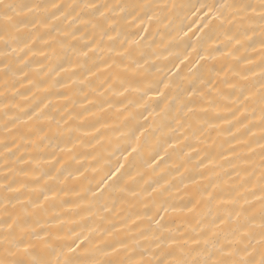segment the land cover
Segmentation results:
<instances>
[{
  "label": "bare ground",
  "instance_id": "bare-ground-1",
  "mask_svg": "<svg viewBox=\"0 0 264 264\" xmlns=\"http://www.w3.org/2000/svg\"><path fill=\"white\" fill-rule=\"evenodd\" d=\"M63 2L79 3L80 0ZM145 2L161 5L175 3L183 7H169L167 11L157 10V19L144 25L148 27V34L140 43L139 51L143 56H136L143 66L137 69L135 74L124 73L122 67H105L106 60L109 63L115 61L117 65L127 63L116 55V51L121 47L118 42L105 40L102 50L88 52L87 56L78 55L81 50L87 51L85 44L93 38L92 30L84 28L83 25L79 26L83 32H78L77 35H83L84 38L71 41L77 49L76 53L68 47H56L52 50L47 45L37 43L33 45L36 55H25L27 49L11 53L7 57L0 55V140H5L13 146V152L9 153L5 152L3 144H0V184L4 183V178L7 177L14 187L20 188L19 192L7 194L13 202L16 197L21 200L31 197L34 200L36 194L29 189L37 184L60 193L54 201L49 202L45 211L33 209L29 205L28 211L31 215L25 217L38 231L48 233L47 244L54 250L48 258L52 260H55L61 251H67V245L76 239L73 233L87 236L91 244L113 239H127L131 242L127 230L115 237H101L96 232L89 231L101 225L94 213L104 201L92 197L86 190L95 188L109 171L116 169L120 164L125 165L121 169L120 179L109 189L112 199L116 200V213L119 214H104L117 227L127 223L129 217L138 213L151 214L160 204L179 208L199 199L201 203L197 214L170 211L168 219L173 226L180 225L188 230H198L200 225L197 220L202 219V226L207 229L213 216L217 214V205L215 201L207 200L206 193L212 190L213 183L218 182V194L227 197L240 190L247 196L249 203L246 207L255 216L251 246L258 252L261 247L257 243L261 204L251 192L255 191L257 196L260 194V108L258 104L248 106L249 110L239 117L247 128H241L239 132L236 131L239 125L235 120L228 124L224 123L222 118L232 120V113L228 109L238 106L230 103L234 94H239L238 90L228 87V83H235L238 88L253 91L259 89L260 77L252 74L253 71H259V66L264 60V50L260 46L259 20L257 19L248 31L252 40H245L240 35L244 29L237 32L233 25L228 24L220 28L216 21L209 23L203 9L194 7L204 3L213 4L216 0ZM137 31L139 28L126 29L130 37ZM226 33L240 35L241 43L229 40ZM41 50L48 53L47 58L40 54ZM3 51V45L0 44V52ZM200 54L210 58L198 60ZM185 56L187 59L181 63ZM21 58L27 60V63H23ZM198 65H203L201 71H189L190 67L196 68ZM61 68L67 71H61ZM89 69L93 74H89ZM207 69L212 72L207 73ZM25 72L27 76L24 75ZM54 73H58L55 80L60 81V84L49 92L43 91V83L51 85ZM215 73L220 75L216 76ZM209 75H212L219 93L213 91L209 95L207 88L199 83L201 77L208 79ZM244 76L248 79H244ZM118 77L125 83L139 86L141 91L130 89L121 95L122 88ZM169 79L179 86L169 90L172 95L182 99L187 88L197 87L204 90L206 98L213 101L215 108H210L205 100H200L197 96L198 110L195 117L184 118L179 104L161 112L163 105L155 97L154 90L156 87L162 88L160 81L168 82ZM29 80L35 83H29ZM62 84H67L68 87H62ZM149 86L153 91H148ZM145 91L152 99L144 96ZM64 96L70 99H65ZM46 98H51L59 109L58 112L53 111V115L60 124L58 129L57 125H51V144L36 148L29 143V128L40 126V122L29 121L26 125L20 121L26 119L25 110L31 112ZM90 100L94 103H89ZM199 106L209 108L208 112H200ZM253 107L255 112L252 111ZM101 108L104 110L101 111ZM68 113H71V117H68ZM13 117L19 118L16 127L11 124ZM62 117L67 118V123ZM178 118L186 120L184 127L177 123ZM204 120L215 124L216 127H208L201 122ZM5 123L12 127L11 132L4 131ZM188 124L192 125L191 130L188 129ZM96 128H99V132L95 131ZM140 130L144 133L142 136L139 134ZM230 132L235 135H230ZM14 145H19V149ZM57 145H67L73 150L71 153L60 152L56 149ZM131 147H136L137 152L129 156ZM54 149L66 162L65 168L60 170L55 181L48 179L52 165L47 162ZM234 152L239 155H233ZM157 153L164 156V159L159 160ZM153 157H156L159 163H156ZM223 157H228L238 167L233 168ZM209 160L212 163H209ZM237 171L239 176L235 174ZM25 172L28 175H24ZM69 172L72 173L71 176L68 175ZM39 173L43 175L37 181L35 175ZM194 179L199 182L191 183ZM21 185L28 187L22 188ZM121 188L124 190L120 191ZM153 188L157 191L152 192ZM77 192H81L83 198L76 195ZM5 195L0 190V200H3ZM77 204L79 207H76ZM145 205L148 207L145 208ZM8 211L24 216L19 204L15 209L9 208ZM0 219H7L2 208ZM60 220L63 223H60ZM138 223L148 227L146 220ZM111 226L112 224L107 222L102 224L105 230ZM221 241L223 242V236ZM37 243L44 247L43 242ZM254 255L259 259L256 253Z\"/></svg>",
  "mask_w": 264,
  "mask_h": 264
},
{
  "label": "snow or ice",
  "instance_id": "snow-or-ice-1",
  "mask_svg": "<svg viewBox=\"0 0 264 264\" xmlns=\"http://www.w3.org/2000/svg\"><path fill=\"white\" fill-rule=\"evenodd\" d=\"M169 7L175 9L183 7V5H176L175 3L171 5L150 4L146 3L145 0H80L79 3L63 2V0H0V44L4 48L0 55L7 57L11 53L24 51L25 49H27L25 55L28 53L36 55L33 45L37 43L47 45L52 50L56 47L61 49L68 47L76 53L77 49L71 44V41L84 38L83 35H77L78 32H83V29L79 27L83 25L84 28L92 30L93 38L87 40L85 44L87 51L81 50L78 55L87 56L88 52L102 50L105 40L118 42L121 47L119 51H116V55L127 63L117 65L115 61L109 63L106 60L105 67H122L124 73L131 72L135 74L136 70L143 66L136 59V56H143V53L139 51L140 43L148 34V27H144V25L157 19V10L167 11ZM194 7L203 9L209 23L216 21L220 28L228 24L233 25L237 32L244 29L240 35L245 40H252V36L248 35V31L252 29L253 23L258 19L261 30L260 46L264 50V0H216L213 4L204 3ZM136 28H139V31L133 33L130 37L126 29ZM240 35H227V38L240 44ZM21 44L22 47H20ZM40 54L47 58V52L41 50ZM228 55H231V53H228ZM209 58L204 54L198 56V60ZM21 59L23 63H27V60ZM186 59L187 56L182 58L180 62L184 63ZM5 66H7L6 63ZM202 69L203 65H198L196 68L190 67L189 71L198 72ZM61 71H67V69L61 68ZM88 71L89 74H93L91 69ZM206 72L210 74L212 70L207 69ZM252 74L260 77V86L256 91L242 87L238 88L237 84L225 81V83H228V87L238 90L239 94H234V98L230 101L232 105H238L228 109L232 113V120L222 119L224 123L228 124H232L235 120L239 125L236 131L239 132L241 128H247V125L241 122L239 117L244 116L249 110V105H259L262 133L259 143L261 148L260 194L257 196L255 191L251 192V195L259 200L261 204L260 231L259 240H257L261 247L258 252L251 246V240L254 238L252 229L255 226V216L246 207L249 203L247 196L240 190H236L235 195L227 197L218 194L216 192V189L220 188L218 182L213 183L211 185L212 190L206 193L207 200L209 202L215 201L217 205V214L213 216L207 229L202 226L204 223L202 219L197 220V224L200 225L198 230L196 228L188 230L180 225L173 226V223L168 219L170 211L173 213L186 211L187 213L197 214L201 203L199 199L192 201L190 205L179 208L174 205L160 204L155 207L151 214L148 212L138 213L134 217H129L127 223L117 227L104 214L116 213V200L112 199L109 189L120 179L121 169L125 167L124 164H120L116 169L109 171L107 176L102 178L95 188L86 190L91 193L92 197L104 201L97 212L94 213L101 225H97L89 231H94L101 237L105 235L115 237L127 230L131 236V242L127 239H113L91 244L87 236L73 233L76 239L73 240L72 244L67 245V251H61L55 260L49 259L48 257L53 254L54 250H51V246L47 244L48 233L38 231L36 227L28 223L25 217L31 215L28 211L29 205L33 209L45 211L49 202L54 201L60 193L37 184L36 187L29 189L30 192L36 194L34 200L31 197L26 200L16 197L15 202H13V199L7 194L19 192L20 188L14 187L12 182H9L5 177V182L0 184V190L6 194L3 200H0V208L7 215V219H0V264H264V60L259 66V71H253ZM24 75L27 76V73L25 72ZM56 75L58 73L53 74L51 85L47 82L43 83V91L49 92L51 88L60 84V81L55 80ZM215 75L219 76L220 73H215ZM243 78L248 79L247 76ZM72 82L75 83V81ZM118 82L122 88L121 95L130 89L141 91L139 86L125 83L119 77ZM29 83L34 84L35 82L29 80ZM160 83L163 86L162 88L156 87L154 95L163 105L161 112L179 104L184 118L195 117L198 110L197 96L200 100H205L210 108H215L213 101L206 98L202 89L189 87L185 90V95L181 99L177 95H172L169 91L174 87H179L174 85L171 79L168 82L162 80ZM199 83L207 88L209 95L213 91L219 93L212 75H209L208 79L201 77ZM61 86L68 87L67 84ZM148 91H153L151 86H149ZM144 96L152 99L151 96H148L147 91L144 92ZM64 98L70 99L68 96H64ZM222 98L227 99V97ZM89 103L94 102L90 100ZM103 110L101 108V111ZM208 110L209 108L199 106L200 112L206 114ZM53 111L58 112L59 109L55 107L51 98L41 101L31 112L24 111L26 119L20 121L21 123L27 125L29 121L40 122V126L29 128L31 137L29 143L36 148L51 144L52 124L57 125V129L59 128L60 121L56 120ZM252 111L255 112V107L252 108ZM217 116L219 118L218 113ZM68 117H71V113H68ZM184 118L177 119L180 127H184L186 123ZM18 119L17 117L12 118V127L17 126ZM62 119L67 123V118L62 117ZM201 122L208 127H216L215 124L209 121L204 120ZM12 127L5 123L4 131L11 132ZM188 129H192L191 124H188ZM68 130L71 131L72 129ZM95 131L99 132V128H96ZM58 134L59 132H57ZM139 134L142 136L144 133L140 130ZM229 134L235 135L232 132ZM99 142L100 140L97 138V143ZM0 144H3L5 152H13V146H10L5 140H0ZM14 147L17 150L19 149V145H14ZM56 149L60 152L67 151L69 153L73 150L67 145L64 147L57 145ZM56 149L50 153L47 161L52 165V172L48 174V179L53 181L57 179V174L66 165L62 157L57 155ZM135 152H137V148L131 147L128 155L130 156ZM185 155H190V153H185ZM233 155L238 156L239 154L234 152ZM157 156H159V160L164 159V156L159 153H157ZM223 159L228 161L233 168L238 167L228 157H223ZM125 160H127V157H125ZM153 160L159 163L156 157H153ZM38 163L39 161H37V165ZM201 163H203L202 159ZM209 163H212V161L209 160ZM23 174L28 175L27 172ZM235 174L236 176L240 175L238 171ZM41 175L43 174H36L35 179L39 181ZM68 175L71 176L72 173L69 172ZM66 179L67 177H65ZM198 182L196 179L191 181L193 184ZM44 184H47V180L44 181ZM21 187L27 188L28 186L21 185ZM123 190V188L120 189V191ZM155 191L157 189L153 188L152 192ZM65 195H67V192H65ZM76 195L83 198L81 192H77ZM133 195H137V193H133ZM17 204L21 205L24 212L23 217L20 214H13L8 211L9 208L15 209ZM76 207H79V204ZM147 207L145 205V208ZM145 220L148 222L147 228L143 227L142 223H138V221ZM59 222L63 223L62 220ZM105 222L112 224L111 228L103 229L102 224ZM221 236H223V242ZM38 241L43 242L44 247H41V244L37 243ZM90 244L91 246H89ZM254 253L259 256V259L256 258Z\"/></svg>",
  "mask_w": 264,
  "mask_h": 264
}]
</instances>
